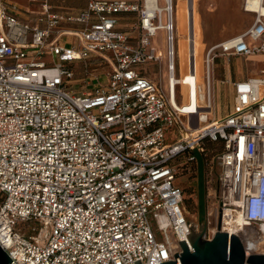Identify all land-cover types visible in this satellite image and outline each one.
Wrapping results in <instances>:
<instances>
[{
    "label": "built area",
    "instance_id": "obj_1",
    "mask_svg": "<svg viewBox=\"0 0 264 264\" xmlns=\"http://www.w3.org/2000/svg\"><path fill=\"white\" fill-rule=\"evenodd\" d=\"M27 2L38 15L0 0V247L11 264L175 261L194 231L175 178L191 172L204 140L221 142L204 238L219 224L248 256L243 229L264 237V70L232 82V107L216 118L213 61L264 55V0L245 33L206 51L200 77L192 43L181 74L173 0H86L75 15ZM157 31L163 50L151 45ZM87 61L107 64L108 81L76 92L69 66ZM146 63L159 81L139 69Z\"/></svg>",
    "mask_w": 264,
    "mask_h": 264
},
{
    "label": "rangeland",
    "instance_id": "obj_2",
    "mask_svg": "<svg viewBox=\"0 0 264 264\" xmlns=\"http://www.w3.org/2000/svg\"><path fill=\"white\" fill-rule=\"evenodd\" d=\"M4 1L26 6L31 16L39 14V3H28L27 0ZM188 1L190 0H173L174 44L181 66V74H185L187 65V47L189 44L187 37H189L188 26L190 11L188 9ZM48 2L53 7L54 11L68 15L77 14L80 10L84 9L86 5V0H48ZM195 14L196 73L197 76L200 77L203 71L202 57L206 51L225 39L245 33L252 26L255 14L248 13L244 10V0H196ZM58 28L79 30L81 26L61 24ZM163 37V32L157 31L155 37L151 40V45L157 50H163ZM66 39L67 38L64 40ZM73 41L76 47V39H73ZM247 42L249 45H252L250 41ZM71 43L72 42H70V44ZM260 55L262 54L250 57L217 56L214 59L212 86L214 95V115L216 118L226 113L234 96L233 87L231 85L225 83L221 84V82H225V79H227L226 68L229 67L232 81H234V79L244 80L247 77L255 76L261 67H264L263 63H259L262 61L259 59ZM44 60L48 61L51 65L55 63V60L50 57H45ZM139 69L150 72V78L154 81H159L160 75L157 72L156 64L146 63L140 66ZM69 71L73 74L72 80L69 81V85H72V89L76 92H94L96 87H100L108 81L107 73L109 68L107 64L102 62H76L69 66ZM160 73L163 90L166 92V70L164 64H162L160 68ZM214 152L212 153L211 150L208 152L204 169L202 168L199 156H197V168L185 175H179L175 178V184L184 191V207L187 211L189 223L193 224L192 226L195 232H199L202 222L207 220L209 235H211L210 231L214 228L215 222V206L212 195L216 188L218 175L220 173V169L213 159ZM176 163L178 164L179 161ZM199 193L203 200V209L201 208V210L197 207ZM261 249L253 254H264V247Z\"/></svg>",
    "mask_w": 264,
    "mask_h": 264
},
{
    "label": "water",
    "instance_id": "obj_3",
    "mask_svg": "<svg viewBox=\"0 0 264 264\" xmlns=\"http://www.w3.org/2000/svg\"><path fill=\"white\" fill-rule=\"evenodd\" d=\"M207 226L208 221L204 220L199 232L192 231L186 236L191 250L184 241L179 242L182 253L174 255L175 261L160 264H264V254L246 256L239 237L221 232L219 224L213 237L210 240L205 239ZM11 262L0 247V264Z\"/></svg>",
    "mask_w": 264,
    "mask_h": 264
},
{
    "label": "bare ground",
    "instance_id": "obj_4",
    "mask_svg": "<svg viewBox=\"0 0 264 264\" xmlns=\"http://www.w3.org/2000/svg\"><path fill=\"white\" fill-rule=\"evenodd\" d=\"M262 2L263 0H244V8H245L244 10L248 13H261L263 11ZM188 6H189L188 7L189 10H191V7H192L193 13L191 14V11H189V26H188L189 27V42H188L189 44L187 43L188 44L187 48H189V51L191 54V43H192V49L194 46V54L196 55V48H195V42H194L195 1L194 0L188 1ZM195 61H196V57H195ZM226 233L233 234V231L229 230V231H226ZM241 238H242L243 243L247 247L248 254L256 253L262 247H264V237H260V239L255 238L253 233L249 229H243V234L241 235Z\"/></svg>",
    "mask_w": 264,
    "mask_h": 264
},
{
    "label": "trees",
    "instance_id": "obj_5",
    "mask_svg": "<svg viewBox=\"0 0 264 264\" xmlns=\"http://www.w3.org/2000/svg\"><path fill=\"white\" fill-rule=\"evenodd\" d=\"M213 148V149H212ZM203 149H204V152L202 153V155L199 156L200 160H201V164H202V168L204 169L205 167V164H206V161H207V155H208V152L211 150V152L213 153L214 151V155L220 151L221 149V142H210L208 140H204L203 142ZM187 157L186 155L184 156H181V158H185ZM197 167V164L195 162H193L191 165H190V168H191V171H193L194 169H196ZM203 200H202V197H201V194L199 193L198 194V203H197V207L199 210H201V208L203 209ZM200 212V211H199Z\"/></svg>",
    "mask_w": 264,
    "mask_h": 264
},
{
    "label": "crops",
    "instance_id": "obj_6",
    "mask_svg": "<svg viewBox=\"0 0 264 264\" xmlns=\"http://www.w3.org/2000/svg\"><path fill=\"white\" fill-rule=\"evenodd\" d=\"M194 1H195V11H196V0H194ZM194 17H196V14H195ZM194 19H195V18H194ZM194 33H195V32H194ZM194 42L196 43V37H195V34H194ZM259 59L262 60V61L259 62V63H260V64H262V63L264 64V55H260V56H259ZM226 70H227V79H225V82H221V84H222V83H225V84L231 85L232 82L240 81V79H234V81H232V77H231V73H230V71H229V67H227ZM260 70H264V67L262 66ZM260 70H259V71H260ZM258 73H259V72H258ZM258 73H257V74H258ZM257 74H256L255 76H257ZM255 76H250V77H255ZM250 77H247V78H250ZM212 92H213V86H212ZM231 107H232V103H231V105L228 107L226 113L231 109ZM226 113H225V114H226ZM225 114H224V115H225ZM224 115H223V116H224ZM221 117H222V116H221ZM218 118H220V117H218ZM196 164H197V166H198V160H197V163H196ZM196 168H197V167H196Z\"/></svg>",
    "mask_w": 264,
    "mask_h": 264
}]
</instances>
